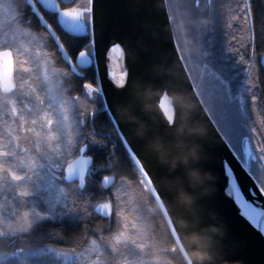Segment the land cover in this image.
Segmentation results:
<instances>
[{
  "label": "snow or ice",
  "instance_id": "6c2138e0",
  "mask_svg": "<svg viewBox=\"0 0 264 264\" xmlns=\"http://www.w3.org/2000/svg\"><path fill=\"white\" fill-rule=\"evenodd\" d=\"M192 7L197 15L203 8L215 23L211 32L196 30L204 52L195 63L204 74L189 86L254 184L246 194L225 160L224 194L264 238V0H192ZM106 28L104 0H0V93L46 81L31 95L20 93L7 112L0 109V264H99L95 240L77 249L74 237L45 225L81 214V204L90 217L111 221L123 215L114 214L110 204L93 203L90 195L98 171H111L108 155L99 169L90 155L112 141L104 127L94 130L96 118L106 116L119 127L114 106L136 78L129 80L127 71L118 79L109 73L118 89L111 102L100 82L89 80L88 71H98L97 33L103 40ZM18 42H24L23 52ZM110 52L118 59L124 48L111 43ZM74 80L83 81L91 110L77 106L80 95L68 86ZM74 184L80 196L69 202L66 192ZM205 206L212 207V196ZM116 240L128 243L119 235Z\"/></svg>",
  "mask_w": 264,
  "mask_h": 264
},
{
  "label": "water",
  "instance_id": "95a60500",
  "mask_svg": "<svg viewBox=\"0 0 264 264\" xmlns=\"http://www.w3.org/2000/svg\"><path fill=\"white\" fill-rule=\"evenodd\" d=\"M107 28L103 40L97 33L98 81L111 102L118 89L109 73L117 79L123 71L131 81L127 96L114 106L115 123L143 179L161 207L188 264H194L193 233H203L211 225L227 226V236L217 238L215 264L225 260L231 264H264V238L242 217L234 203L225 196L223 161L233 169L245 193L254 188L253 181L242 170L224 145L208 117L197 94L189 86L193 80L182 56L171 22L167 0H104ZM111 43H121L124 54L118 59L110 52ZM113 56L115 64L108 57ZM194 106V107H193ZM199 121L209 128V137L181 134L185 121ZM202 144V158L183 157L188 148ZM180 158L173 166V160ZM211 170L215 176L211 194L192 177L194 169ZM147 173L145 175L144 173ZM112 186L116 176H106ZM190 202L185 203L181 194ZM212 196V207L205 202ZM251 199V197H249ZM113 205L110 201L101 202Z\"/></svg>",
  "mask_w": 264,
  "mask_h": 264
},
{
  "label": "flooded vegetation",
  "instance_id": "af4514ba",
  "mask_svg": "<svg viewBox=\"0 0 264 264\" xmlns=\"http://www.w3.org/2000/svg\"><path fill=\"white\" fill-rule=\"evenodd\" d=\"M224 2L227 3L230 2V0H224ZM167 5L171 16V22L174 29L175 37L177 39V43L179 45L182 56L188 66L193 81H198V73L195 67L191 66L190 60L187 56L188 51L185 50V45L187 44L188 46L189 42L192 41V39L189 38V31L187 32V27H193L195 30V41H193L195 43L192 48V51H190L189 53H195L197 56H199L201 54V49L204 48V44L198 38L196 30L202 29L206 33L211 32L212 27L215 23L214 17L205 14L203 8L200 10L199 15L195 14V10L192 7V0H167ZM206 19H210L212 23L210 25H205L204 21ZM60 67L61 69H63L64 65H60ZM87 75L90 81L98 80V75L95 68L89 70ZM81 83H83V81L79 80L76 82V80H74L73 85L69 84L68 86H73V94L80 95L79 104L77 106L83 107L86 110H91L92 105L89 103L88 99L83 95V89L80 88ZM106 123L107 125L104 128L109 131L112 136V141H104L105 143H109L111 145L109 148H107L110 151L109 156L118 157L119 159H125L127 161V165L116 164V166L113 167V161L109 159L108 164L111 166V171H98L97 176L95 177V182L91 183L90 194L91 198L95 199L94 202H92L99 204L101 202L110 201L113 205L114 214H117L116 194L118 190L120 192L127 191L130 200L132 201V208L134 209L133 211H131L133 214L131 216L139 214L141 215V207L144 213L147 214L146 217H148L150 222L148 228L150 231V236L147 237V240L150 244L149 246H151V248L147 249L149 259H151V257H156L157 261L155 264H165L164 262H167V264H177L179 258L178 253L175 252L174 254H172L171 251H169L168 253H166L165 251H161L165 248L164 218L162 214L157 211L158 208L156 206V198L154 197L151 189L148 187L146 181L143 178L137 179L138 175L134 166L135 162L131 154L129 153V150L127 149L125 143L121 139L116 127H113L111 124H109L107 120ZM102 128L103 126L101 127V122L98 116L96 118L94 130L98 132ZM90 131H92V129H90ZM101 150L103 149L98 147L92 152H90V155L94 157V165L98 169L104 167L105 164V159L101 157V154L100 158L98 157L97 159L98 152ZM119 171H121L122 174H117V172ZM111 175L116 176V181L112 186L105 187L103 181L99 178ZM120 175H125L130 178L125 180H119ZM78 194L80 193L77 191V185L74 184L70 188H68L66 197L69 202H71L76 200V196ZM146 208L148 209V213ZM77 220L78 222L80 221V219ZM91 222L92 223L90 224L93 225V228H89L86 230V234L83 238L84 240L92 237L96 239L99 238L102 240V228L111 229L113 227L114 229H111V232L115 233L117 226L116 215L112 217L111 221L102 218L98 219L96 217H92ZM65 223L67 226H69L70 219H65ZM108 226L112 227L109 228ZM81 229H84V224H82ZM91 233H96V235H90Z\"/></svg>",
  "mask_w": 264,
  "mask_h": 264
},
{
  "label": "rangeland",
  "instance_id": "374dc122",
  "mask_svg": "<svg viewBox=\"0 0 264 264\" xmlns=\"http://www.w3.org/2000/svg\"><path fill=\"white\" fill-rule=\"evenodd\" d=\"M191 28V29H190ZM189 31V32H188ZM187 32L189 34V38L192 39V41L189 42V45H185V50L188 51L187 56L190 60L191 66L195 67L197 73H198V78L199 80L203 77V69L195 63V58L200 57L203 52L204 48L201 49V54L197 56L195 53H189L192 51V48L194 46V43H191L195 41V30L193 27H187ZM18 47H20L21 51H24V42H18L17 44ZM192 54V55H191ZM61 71H64L63 69H60ZM70 73H68L69 75ZM45 80H34L30 84L29 83H19L18 84V91L16 93H13L11 95L0 93V109L3 111L7 112L9 110L10 105H15L17 101V97L20 95L22 92H28L29 95H31L33 92L42 89L45 87ZM77 105L79 104V100L76 101ZM125 180L127 179L123 175L119 176V180ZM137 179H142L138 178ZM67 193V192H66ZM117 214L123 213V215H116L117 218V226L116 230L114 233V237H106L101 239H96V238H88L86 245L82 247H86L88 242L91 240L96 241V251L98 253V259H99V264H155L157 261L156 257H151L149 259V254L147 252V249L151 248L149 246V241L145 244H138L135 241V238L131 235V231H133L132 226L130 225L129 219L131 218L130 216L133 215L131 211L134 209L132 208V201L130 200V197L127 193V191L120 192L118 190L117 194ZM95 199H92L94 202ZM146 203V202H145ZM147 209V208H146ZM141 210V215L142 217L147 216V214L144 213L142 208L140 207ZM148 213V209H147ZM134 218H138L141 216L134 215ZM148 218V217H147ZM148 224H150L149 219H148ZM149 226L147 227V233L149 236ZM121 236L122 238H126L128 240V243L125 244L123 242H117L116 237ZM81 247V248H82ZM79 249V248H78ZM161 251H165L167 253L166 248H164ZM154 259V260H153ZM158 263V262H157ZM167 264V262H164ZM158 264H163V263H158Z\"/></svg>",
  "mask_w": 264,
  "mask_h": 264
},
{
  "label": "clouds",
  "instance_id": "9594fccd",
  "mask_svg": "<svg viewBox=\"0 0 264 264\" xmlns=\"http://www.w3.org/2000/svg\"><path fill=\"white\" fill-rule=\"evenodd\" d=\"M204 23L205 25H210L212 21L206 19ZM178 131L181 134L186 132L189 136H197L201 139L209 137V128L206 124L199 121L189 122L187 118H185V121L179 126ZM204 152L205 149L202 144L193 145L188 148V154L183 157V162L187 164L189 159L199 161ZM179 159L180 158H175L173 160V166L179 162ZM192 177L196 183L205 186V190L211 194V190L214 187L215 176L210 169H194L192 171ZM181 199L185 203L191 200L186 193L181 194ZM226 236L227 226L222 222L211 225L203 233H193L190 239L194 245V250L192 252L194 264H215L217 253L214 251V248L217 243V238L223 239ZM223 264H231V262L225 260Z\"/></svg>",
  "mask_w": 264,
  "mask_h": 264
},
{
  "label": "trees",
  "instance_id": "16d2710c",
  "mask_svg": "<svg viewBox=\"0 0 264 264\" xmlns=\"http://www.w3.org/2000/svg\"><path fill=\"white\" fill-rule=\"evenodd\" d=\"M70 76V74H69ZM79 81V80H76V82ZM99 120L101 122V127H105L107 125L106 123V116H99ZM100 154H101V157L103 159H105L106 155H110V151L109 149H105V150H101L98 152V155H97V159L98 157L100 158ZM110 157V156H109ZM110 160L113 161V167L116 166V164H119V165H127V161L125 159H119L118 157H114V156H111L110 157ZM134 164V163H133ZM135 166V170H136V173L138 175V178H143L139 169L137 168L136 164H134ZM117 174H122L121 171L117 172ZM124 177H126L127 179H129L130 177H127L124 175ZM91 195V194H90ZM80 194H78L76 196V200L79 198ZM156 206L158 208L157 211H159L163 218H164V229H165V232H164V240H165V244H164V247L166 248L167 250V253L169 251H171L172 254H174L175 252L178 253V263L177 264H188V261L186 259V257L184 256L181 248L179 247V244L170 228V225L161 209V207L158 205V203H156ZM81 207V214H78V215H74L72 218H70V225L67 226L66 223H65V220L63 222V224H60V223H49L47 225H45L46 229L48 230H55L57 233L60 232L61 229L64 230L63 234L64 236L66 237H69L70 239H72V237H74V239H72V243L74 244V246L78 249V248H81L82 246L86 245L87 239H83L85 234H86V230L89 229V228H93V225L90 224L92 223V217H90V214L87 213V209L86 207L84 206V204H81L80 205ZM139 216V215H137ZM141 216V219L140 217L138 218H134L133 216H130L131 218L129 219L130 221V225L132 226V229L133 231H131V235L135 238V241L138 243V244H145L147 242V237H148V233H147V227L149 226L148 224V218L146 217H142ZM77 219H80V221L78 222ZM82 224H84V229L82 230ZM109 228H111L112 226H108ZM111 229H114L113 227ZM111 229H108V228H102V231H101V236L102 238H105L106 237H114V233L111 232ZM69 234H71V236H69ZM149 236H150V233H149ZM103 240V239H102ZM45 243H47V241L45 240L44 241Z\"/></svg>",
  "mask_w": 264,
  "mask_h": 264
}]
</instances>
